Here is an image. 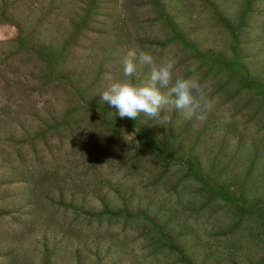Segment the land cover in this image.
I'll use <instances>...</instances> for the list:
<instances>
[{
    "label": "rangeland",
    "instance_id": "374dc122",
    "mask_svg": "<svg viewBox=\"0 0 264 264\" xmlns=\"http://www.w3.org/2000/svg\"><path fill=\"white\" fill-rule=\"evenodd\" d=\"M131 49L211 108L121 118ZM0 264H264V0H0Z\"/></svg>",
    "mask_w": 264,
    "mask_h": 264
},
{
    "label": "clouds",
    "instance_id": "9594fccd",
    "mask_svg": "<svg viewBox=\"0 0 264 264\" xmlns=\"http://www.w3.org/2000/svg\"><path fill=\"white\" fill-rule=\"evenodd\" d=\"M122 66L123 75L128 79L110 83L101 94L102 101L116 108L121 118L136 119L143 113L160 119L170 104L191 118L197 111L212 106L198 77L176 75L173 57L157 62L151 52L131 49L124 56ZM141 67L149 69L148 80L142 84L131 79ZM191 71L195 72V66ZM105 79L111 81L112 76L106 74Z\"/></svg>",
    "mask_w": 264,
    "mask_h": 264
}]
</instances>
